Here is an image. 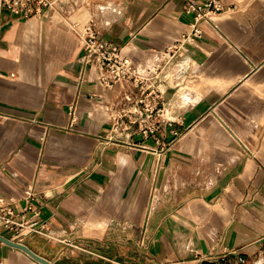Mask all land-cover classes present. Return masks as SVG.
Listing matches in <instances>:
<instances>
[{"label": "crops", "instance_id": "0c3cea01", "mask_svg": "<svg viewBox=\"0 0 264 264\" xmlns=\"http://www.w3.org/2000/svg\"><path fill=\"white\" fill-rule=\"evenodd\" d=\"M96 2L95 23L123 55L175 44L193 20L186 0ZM224 2L234 8L201 20L187 44L167 93L173 122L123 140L109 139L86 96L95 70L78 82L83 49L69 23L91 12L23 19L0 8V196L20 212L31 185L44 224L1 234L57 264H264V0ZM81 230L98 258L62 260L41 242L64 248ZM0 264L42 263L0 242Z\"/></svg>", "mask_w": 264, "mask_h": 264}, {"label": "built area", "instance_id": "2783aa9c", "mask_svg": "<svg viewBox=\"0 0 264 264\" xmlns=\"http://www.w3.org/2000/svg\"><path fill=\"white\" fill-rule=\"evenodd\" d=\"M96 1L0 0V8L23 19L44 13L51 20L55 14L69 16L76 9L91 12V18L85 22L69 23L80 38L83 49L78 58L79 84L85 80L89 68L95 70L93 88L86 96L110 124L109 139L123 140L137 134L144 137L156 134L163 129V125L173 122L168 112L167 93L175 89L177 82L183 78L187 44L193 43L202 33L198 23L211 15L228 12L234 6L227 5L224 0H208L203 4L186 0L184 11L193 20L179 41L147 53L130 48L123 55L122 46L116 40L104 37L95 23V14H99L100 18L105 11L104 6ZM68 112L70 128L77 122L75 102L68 107ZM158 155V162H161V154ZM35 196L34 188L27 184L25 204L20 212L14 210L12 197L0 196V230H7L12 235H18L23 229L43 233L44 224L37 225L40 211L33 209ZM28 212L32 213V220L25 216ZM237 263L253 264L254 260L240 256Z\"/></svg>", "mask_w": 264, "mask_h": 264}, {"label": "rangeland", "instance_id": "374dc122", "mask_svg": "<svg viewBox=\"0 0 264 264\" xmlns=\"http://www.w3.org/2000/svg\"><path fill=\"white\" fill-rule=\"evenodd\" d=\"M196 175L200 176V169L196 170ZM194 181V180H193ZM181 183L176 181L175 186H179ZM168 186V184H166ZM157 193V191H156ZM80 237H77L74 242L72 239L69 241V244L66 245V247L62 248V246H58V243H55L57 241H49L47 239H41V242L46 244L49 247V250L52 251L55 254H59L61 256L62 260H93L95 258H98V256L90 253L89 251L91 248L88 246V239L87 237L83 238L81 235L88 234L86 231L81 230L76 232ZM64 245V243H63ZM76 245V246H75Z\"/></svg>", "mask_w": 264, "mask_h": 264}, {"label": "water", "instance_id": "95a60500", "mask_svg": "<svg viewBox=\"0 0 264 264\" xmlns=\"http://www.w3.org/2000/svg\"><path fill=\"white\" fill-rule=\"evenodd\" d=\"M0 241L7 244V245H10V246H13V247H16V248L23 250L29 256H31L33 259L41 262L42 264H57V263H54V262L50 261L49 259L39 255V254H37L36 252H34L31 248H29L26 244H24L22 242L10 239V238L2 235V234H0ZM90 264H101V263H90Z\"/></svg>", "mask_w": 264, "mask_h": 264}, {"label": "bare ground", "instance_id": "6f19581e", "mask_svg": "<svg viewBox=\"0 0 264 264\" xmlns=\"http://www.w3.org/2000/svg\"><path fill=\"white\" fill-rule=\"evenodd\" d=\"M261 263H262V262H261ZM261 263H260V264H261Z\"/></svg>", "mask_w": 264, "mask_h": 264}]
</instances>
